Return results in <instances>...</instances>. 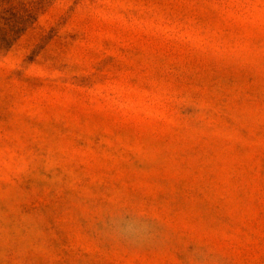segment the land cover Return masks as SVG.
<instances>
[{
  "label": "rangeland",
  "instance_id": "obj_1",
  "mask_svg": "<svg viewBox=\"0 0 264 264\" xmlns=\"http://www.w3.org/2000/svg\"><path fill=\"white\" fill-rule=\"evenodd\" d=\"M0 264H264V0H0Z\"/></svg>",
  "mask_w": 264,
  "mask_h": 264
}]
</instances>
